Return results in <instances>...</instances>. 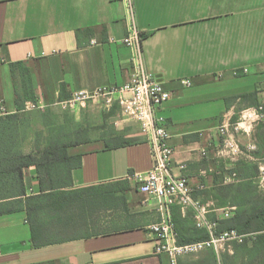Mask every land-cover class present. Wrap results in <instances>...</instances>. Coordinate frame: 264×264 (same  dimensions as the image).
<instances>
[{"label":"crops","instance_id":"crops-1","mask_svg":"<svg viewBox=\"0 0 264 264\" xmlns=\"http://www.w3.org/2000/svg\"><path fill=\"white\" fill-rule=\"evenodd\" d=\"M133 6L146 69L171 92L159 114L170 133L173 173L187 179L194 197L210 210L209 218L220 217L227 206L236 207L234 216L238 208H248V194L264 192L259 175L264 157L222 156L217 126L224 114L236 118L235 138L243 149L254 139L259 147L264 138V123L242 117L255 107L242 95L256 91L259 103L264 97V0H133ZM127 26L121 0H0V116L17 112L15 93L22 94V82L20 70L11 71L16 62L28 69L36 99H26L21 112L28 111L26 102L54 107L74 91L126 82L131 50L121 39ZM182 79L191 85H181ZM100 105L91 100L87 107L99 117ZM105 109L104 123L95 126L100 131L67 148L68 155H81L67 188L126 181V207L117 209L122 218L96 235L34 247L25 197L2 198L0 264H170L166 254L155 251L150 229L160 219L158 203L129 176L151 168L149 145L138 122L122 117L117 104ZM116 138L136 141L105 148ZM33 143L28 130L22 151L32 152ZM23 174L26 195L39 193L34 167ZM170 210L190 233L193 211L178 205Z\"/></svg>","mask_w":264,"mask_h":264},{"label":"trees","instance_id":"trees-1","mask_svg":"<svg viewBox=\"0 0 264 264\" xmlns=\"http://www.w3.org/2000/svg\"><path fill=\"white\" fill-rule=\"evenodd\" d=\"M20 70L22 94L15 93L17 112L0 116V199L25 197V210L27 221L30 225L31 245L38 247L59 241H66L79 235H96L104 229H96L93 217L95 212L102 208L117 210L125 208L124 192L128 189L126 181L96 184L80 188H67L71 183V170L81 164V155H68L67 148L80 144L87 139L92 130L91 126H70L59 124L56 128L51 123L44 124L41 132L32 134L34 149L24 153L21 149L22 142L30 128L26 112H21L26 99L35 101L28 69L23 68L20 62L11 64ZM23 75H27L24 77ZM69 97V96H68ZM66 97V98H68ZM254 100L257 107V92L242 95ZM65 98V99H66ZM50 108L49 106L45 107ZM236 118L233 119V122ZM70 126V128H69ZM135 139L116 138L107 140L105 148L112 149L135 143ZM261 152V153H260ZM262 156H261V155ZM253 155L264 157V138ZM33 166L39 185V193L27 196L23 170ZM260 195V194H259ZM255 198V193L247 195L245 200L247 209L238 208L231 218H216V231L235 228L240 232H255V237L248 242L235 243V255L250 257L251 254L263 255L264 262V194ZM243 203V201H241ZM246 205V204H245ZM10 207L8 209H15ZM75 209L81 213L75 219ZM178 244L204 240L208 232L204 228L196 227L195 223L185 233L182 222L172 217ZM205 256L198 260L185 262L178 260V264H216V255L212 249H206ZM243 264V263H241Z\"/></svg>","mask_w":264,"mask_h":264},{"label":"built area","instance_id":"built-area-1","mask_svg":"<svg viewBox=\"0 0 264 264\" xmlns=\"http://www.w3.org/2000/svg\"><path fill=\"white\" fill-rule=\"evenodd\" d=\"M121 1L125 5L128 19L127 34L121 42L131 50L129 79L121 85L101 86L93 91H74L68 98L54 102L52 105L71 109L91 100H102L105 108L117 104L122 117L138 122L150 148L152 166L146 171L134 172L129 176L134 179L141 193L155 199L158 203L160 219L150 226L157 241L155 251L158 254H166L170 264H177L181 256L212 249L220 264V252L226 244L243 243L249 236L254 239L255 232H240L235 228L216 231L217 222L208 217L210 211L208 207L194 197L193 187L185 177L176 176L173 173L174 150L169 143L170 133L165 117L159 114L161 105L171 98V92L146 69L141 35L134 22L133 0ZM180 84L189 86L191 81L182 79ZM46 106L41 101L26 102L24 110L43 109ZM242 117L243 120L253 118L258 124L264 123V102L254 107L250 114L242 115ZM239 129V122H233L227 114L223 115L217 126V131L222 137L220 153L231 160H239L242 156L253 159L252 153L257 148L256 140L254 139L243 149L235 138ZM184 167L183 164L179 166L181 169ZM232 175L235 176L236 173L233 172ZM259 175L260 185L263 186L264 168L260 169ZM172 205H178L182 209H191L196 227L204 228L208 232V238L178 244L170 210ZM235 208V206L221 208L220 217L216 218H231Z\"/></svg>","mask_w":264,"mask_h":264},{"label":"rangeland","instance_id":"rangeland-1","mask_svg":"<svg viewBox=\"0 0 264 264\" xmlns=\"http://www.w3.org/2000/svg\"><path fill=\"white\" fill-rule=\"evenodd\" d=\"M261 88L262 86L264 87V84H260ZM100 105V114L99 117L98 115H95L96 113L94 111H90L89 108L87 107L88 102H86L84 105H78L76 108L73 109H64L61 108L59 105H56L54 107L46 108V109H33V110H28L26 111V117L29 119L30 123V132L31 134L34 133H39L43 130L44 124L46 123H51L56 130H59L61 127L59 124H69L70 126H91V136L95 135V130L97 129L100 131L98 128L95 126H100L104 122L102 121L103 114L101 115V110H103L106 113V109L104 107V104L102 100H98ZM264 102V97L261 98L260 103ZM53 108V109H52ZM80 117V119L76 118V115ZM90 119V121H88ZM92 120V121H91ZM69 126V128H70ZM41 130V131H40ZM44 132V131H42ZM37 133V134H38ZM255 193V198L260 200L258 196H263V193L259 192H254ZM260 194V195H259ZM75 219H79L78 217L81 216V213L77 212V209H75ZM121 217L120 213L118 210H106V209H98L93 217V222L95 223V228L96 229H107L109 227H112V225H115L112 221L119 220ZM253 240L252 236H249L245 241L248 242L249 244ZM244 241V242H245ZM235 243L236 242H231L230 244H226L224 246V249L220 252V264H264L263 262V255L259 254H251L249 255L250 257H245L242 256V254L235 255ZM206 251L204 252H199L197 254H186L184 256H181L178 258V260H182L185 262L189 261H194L198 260L199 258H202L205 256ZM217 260V257H216ZM179 261H177L178 264ZM218 264V262L216 263Z\"/></svg>","mask_w":264,"mask_h":264}]
</instances>
